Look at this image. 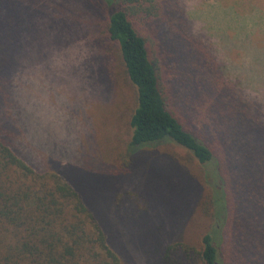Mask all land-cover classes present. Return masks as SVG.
<instances>
[{
  "label": "trees",
  "instance_id": "16d2710c",
  "mask_svg": "<svg viewBox=\"0 0 264 264\" xmlns=\"http://www.w3.org/2000/svg\"><path fill=\"white\" fill-rule=\"evenodd\" d=\"M56 1L0 0V264H124L105 217L13 146L20 57ZM72 1L80 26L93 33L100 82L129 104L119 164L132 177L142 169L183 181L198 200L188 212L203 224L201 247L169 246L162 264H264L263 105L227 77L215 46L195 35L185 0ZM103 165L97 159L94 168Z\"/></svg>",
  "mask_w": 264,
  "mask_h": 264
},
{
  "label": "rangeland",
  "instance_id": "374dc122",
  "mask_svg": "<svg viewBox=\"0 0 264 264\" xmlns=\"http://www.w3.org/2000/svg\"><path fill=\"white\" fill-rule=\"evenodd\" d=\"M185 2L195 35L215 46L227 77L264 107V0ZM54 5L20 57L13 146L37 171L60 176L105 217L108 237L124 264H162L172 245L200 248L204 227L188 212L198 200L183 181L172 183L158 171L147 177L142 169L132 177L119 164L130 137L129 104L122 106L111 95L114 88L100 82L93 33L80 26L78 4L57 0ZM124 93L133 99L132 90ZM172 152L187 158L180 148ZM96 155L102 168H94Z\"/></svg>",
  "mask_w": 264,
  "mask_h": 264
}]
</instances>
